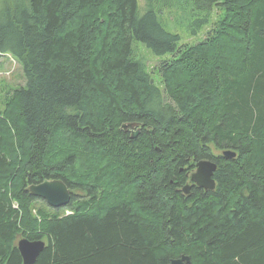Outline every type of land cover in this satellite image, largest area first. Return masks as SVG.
Listing matches in <instances>:
<instances>
[{"label":"trees","instance_id":"16d2710c","mask_svg":"<svg viewBox=\"0 0 264 264\" xmlns=\"http://www.w3.org/2000/svg\"><path fill=\"white\" fill-rule=\"evenodd\" d=\"M147 2L0 0L26 78L0 112V264L22 238L47 243L36 264H264V0ZM167 9L207 38L180 48ZM135 42L174 55L163 89ZM202 160L216 189L188 196ZM46 180L69 206L31 194Z\"/></svg>","mask_w":264,"mask_h":264},{"label":"rangeland","instance_id":"374dc122","mask_svg":"<svg viewBox=\"0 0 264 264\" xmlns=\"http://www.w3.org/2000/svg\"><path fill=\"white\" fill-rule=\"evenodd\" d=\"M147 6V0H139L140 16H143L147 12ZM160 22L168 32L182 37V41L179 44L180 48L184 44L195 45L208 36L207 32H205L206 30L193 35L192 31H198L194 19L190 18L187 14L179 17L177 9L174 11L167 9L161 13ZM134 47L137 56L146 62L149 70H152L151 76L154 83L163 89L160 71L156 67H159L161 63L170 61L174 55L157 56L152 50L139 42H135ZM24 75L25 72L22 65L13 56L0 54V112L5 109L7 98L16 90L25 87L26 78ZM75 193L81 192L76 191Z\"/></svg>","mask_w":264,"mask_h":264},{"label":"water","instance_id":"95a60500","mask_svg":"<svg viewBox=\"0 0 264 264\" xmlns=\"http://www.w3.org/2000/svg\"><path fill=\"white\" fill-rule=\"evenodd\" d=\"M139 131L134 134V137ZM223 156L235 158L237 153L234 151H224ZM196 171L191 176V182L204 191H214L216 181L214 175L217 171V164L210 160H202L196 164ZM186 195H190L191 186L187 185L183 189ZM31 194L46 202L53 209H61L69 206L72 202V192L65 182L60 180H46L41 184L30 187ZM47 243L43 240L30 241L22 238L18 242V250L21 254L23 264H36L41 253L45 250ZM189 256H182L179 259L172 260L171 264H191Z\"/></svg>","mask_w":264,"mask_h":264},{"label":"flooded vegetation","instance_id":"af4514ba","mask_svg":"<svg viewBox=\"0 0 264 264\" xmlns=\"http://www.w3.org/2000/svg\"><path fill=\"white\" fill-rule=\"evenodd\" d=\"M188 185H190V186H191V189H192L193 187H195V186H196L194 183H192V182H191L190 178H189V183H188Z\"/></svg>","mask_w":264,"mask_h":264},{"label":"bare ground","instance_id":"6f19581e","mask_svg":"<svg viewBox=\"0 0 264 264\" xmlns=\"http://www.w3.org/2000/svg\"><path fill=\"white\" fill-rule=\"evenodd\" d=\"M130 126H131V125H130ZM130 126H129V127H130ZM126 128H127V127H126ZM126 128H125V129H126ZM130 128H131V127H130ZM126 130H127V129H126ZM128 130H129V129H128Z\"/></svg>","mask_w":264,"mask_h":264}]
</instances>
